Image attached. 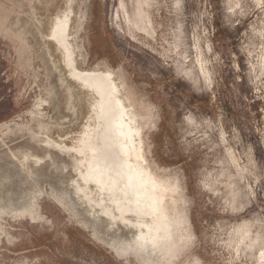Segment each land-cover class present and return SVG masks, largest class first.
<instances>
[{"label": "rangeland", "instance_id": "374dc122", "mask_svg": "<svg viewBox=\"0 0 264 264\" xmlns=\"http://www.w3.org/2000/svg\"><path fill=\"white\" fill-rule=\"evenodd\" d=\"M5 2L0 264H264V0H100L91 61L76 64L114 73L146 165L167 186L174 224L156 246L104 215L119 216L115 195L95 183L106 180L99 170L78 165L88 149L48 144L80 147L108 122L97 118L99 93L42 28L62 1ZM123 133L115 164L125 167L134 147ZM96 136L90 158L115 177L101 155L107 135Z\"/></svg>", "mask_w": 264, "mask_h": 264}, {"label": "bare ground", "instance_id": "6f19581e", "mask_svg": "<svg viewBox=\"0 0 264 264\" xmlns=\"http://www.w3.org/2000/svg\"><path fill=\"white\" fill-rule=\"evenodd\" d=\"M68 32L69 16L66 15L64 18L58 20L57 25L51 32L50 38L56 40L65 49L68 65L72 69L71 75L83 82L86 86L96 90L100 95L97 118L98 121H103L107 118L108 122L104 124L99 122L96 133L99 134L101 130L107 135L106 139L102 140L103 143L106 144L101 154L102 160L107 161L111 169H117L115 173L116 176L109 177L112 176L113 173L108 175L106 172L107 167L104 164H99L97 160L93 161V159L90 158V155L93 154V150L91 149H94L95 146L91 144L94 148L87 147V143L88 141L99 138V136H96V133L92 135V137L91 134H87L80 147H69L54 142L50 138L47 140L48 144H50V146L64 148L67 151H76L75 148L82 147L88 149V151H83L82 156L85 158L81 161L78 160V165L82 166L84 164L87 169L90 167L91 170L87 173L90 175L97 174L99 170L98 174L100 175L97 176L105 177L106 180L95 181V183L99 185L103 191L109 192L111 197L115 195L111 200L112 203L116 205L119 216H116L112 210L108 208H105L104 215H108L114 220H121L137 227L140 230V234L136 239H138L140 243L148 241L156 246L162 242L163 237L167 236L166 239L170 238L169 235L172 233L174 224L164 206L167 186L159 180L146 165L141 128L137 125V118L133 115V111L131 110L132 107L129 108L120 97V87L114 79V73L110 71H84L79 69L76 64L72 46L69 42ZM125 129H128L132 135L134 155L130 159V162L126 164L127 166L125 165V167H123L121 164L115 163L117 161V148L121 143V136L127 140V136L129 135L123 133ZM79 154L81 155V153ZM88 160L90 163H87ZM99 167L100 169H98ZM82 172L83 171H80V174H82ZM110 185L113 191L108 189ZM128 214L137 215L138 220L133 222L127 217ZM146 218H150L151 221H146Z\"/></svg>", "mask_w": 264, "mask_h": 264}, {"label": "crops", "instance_id": "0c3cea01", "mask_svg": "<svg viewBox=\"0 0 264 264\" xmlns=\"http://www.w3.org/2000/svg\"><path fill=\"white\" fill-rule=\"evenodd\" d=\"M55 0H51V4ZM59 9L50 8L47 10V21L42 28L54 30L58 20L69 16V42L74 52L75 60L91 61V54L94 49L96 36L93 34L96 20L101 10L100 0H61ZM54 5V4H53ZM7 7V0L5 2ZM7 10V8H5ZM47 26V27H46ZM51 34V33H50Z\"/></svg>", "mask_w": 264, "mask_h": 264}]
</instances>
